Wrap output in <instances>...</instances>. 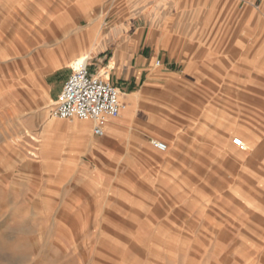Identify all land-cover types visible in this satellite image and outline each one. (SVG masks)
Segmentation results:
<instances>
[{
    "label": "rangeland",
    "instance_id": "374dc122",
    "mask_svg": "<svg viewBox=\"0 0 264 264\" xmlns=\"http://www.w3.org/2000/svg\"><path fill=\"white\" fill-rule=\"evenodd\" d=\"M30 8L22 6L8 27H0V264H264L263 191L251 180L241 183L237 159L255 170L256 144L242 136L224 143L194 140L192 124L173 118L181 129L177 138L152 136L149 130H160L144 122L147 116L169 117L160 99L154 108L138 109L114 162L88 156L65 166L64 144L83 149L69 131L80 132L75 125L84 122L55 118L58 99H51L43 77L30 75L37 37H63L61 30L20 27L22 15L34 16L24 14ZM31 78L34 91L26 84ZM183 85L179 100L189 107L178 113L191 121L192 84ZM53 125H60L61 150L42 156V136ZM236 139L245 152L233 147ZM154 140L168 151L155 150ZM97 141L113 148L107 137ZM171 149L184 155L167 166L163 158ZM213 149L222 154L210 155Z\"/></svg>",
    "mask_w": 264,
    "mask_h": 264
},
{
    "label": "crops",
    "instance_id": "0c3cea01",
    "mask_svg": "<svg viewBox=\"0 0 264 264\" xmlns=\"http://www.w3.org/2000/svg\"><path fill=\"white\" fill-rule=\"evenodd\" d=\"M26 4L31 8L24 14L34 16L22 15L20 27L63 31V37L54 40L51 32L49 40L37 37L39 50L30 73L44 78L51 99H58L77 63L85 59L94 76L120 89L121 102L128 108L107 124L103 137L94 134L92 121L87 123L88 132L70 130L72 140L83 149L64 144L65 166L88 156L100 163L114 162L124 130L137 124L138 109L154 108L161 99L167 102L163 104L169 119L147 116L144 122L160 130L146 128L152 136L177 138L181 129L170 118L191 123L194 140L224 143L242 136L256 144L252 152L256 166L249 171L236 153L241 183L259 184L264 195V0H0V27H8L13 13ZM56 76L60 83L52 86ZM185 81L192 84L191 121L178 113L189 107L178 95L186 94ZM26 84L38 89L33 78ZM59 126H51L42 136V156L47 150H61ZM105 137L112 149L97 141ZM141 143L147 146L146 140ZM232 145L238 148L233 141ZM169 151L163 158L167 166L171 157L184 155ZM210 153L222 154L217 149ZM80 166L77 172L83 174L86 167ZM168 171L174 174L173 168Z\"/></svg>",
    "mask_w": 264,
    "mask_h": 264
},
{
    "label": "built area",
    "instance_id": "2783aa9c",
    "mask_svg": "<svg viewBox=\"0 0 264 264\" xmlns=\"http://www.w3.org/2000/svg\"><path fill=\"white\" fill-rule=\"evenodd\" d=\"M160 65V62L157 63ZM123 110L121 91L114 84L104 82L94 76L87 60L81 63L67 79L57 102L53 116L63 121H92L94 134L97 137L105 135L107 124L120 116ZM152 146L160 152H166V143L154 140ZM235 145L245 150L240 139L235 140Z\"/></svg>",
    "mask_w": 264,
    "mask_h": 264
},
{
    "label": "bare ground",
    "instance_id": "6f19581e",
    "mask_svg": "<svg viewBox=\"0 0 264 264\" xmlns=\"http://www.w3.org/2000/svg\"><path fill=\"white\" fill-rule=\"evenodd\" d=\"M86 60H81V61H79L78 63H77V65H76V69L78 68V66L81 64V63H84ZM138 100V99H137ZM139 101V100H138ZM125 109H128L127 107L125 108V105L123 104V112H124V110ZM133 113V112H132ZM74 121V120H73ZM82 122H84V123H79V124H76L75 126H76V129L78 130V131H80V132H88V129H87V123H89L90 121H82Z\"/></svg>",
    "mask_w": 264,
    "mask_h": 264
}]
</instances>
